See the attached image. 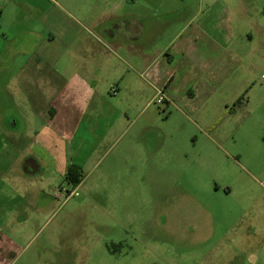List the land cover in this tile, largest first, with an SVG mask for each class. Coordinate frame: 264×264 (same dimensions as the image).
I'll use <instances>...</instances> for the list:
<instances>
[{"label":"crops","instance_id":"crops-1","mask_svg":"<svg viewBox=\"0 0 264 264\" xmlns=\"http://www.w3.org/2000/svg\"><path fill=\"white\" fill-rule=\"evenodd\" d=\"M3 2L14 7L6 10ZM63 3L71 10L57 0H0V43L13 35L9 47L18 61L19 96H14L30 101L29 118L21 125L16 122L11 135L0 129V178L6 179L10 169L21 163L24 173L38 176L45 190L53 188L55 179L67 180L74 165L88 176L110 152L115 153L111 165L118 176L141 169L152 170L155 176L165 174L166 141L154 135L152 150L147 122L137 129L141 141L124 138L150 109L157 90L164 91L166 106L182 114L180 106L199 114L197 100L214 95L209 86L221 81L225 55L233 52L238 57L234 52L240 46L232 43L235 30L224 19L247 15L246 0ZM4 19L13 20L15 28L4 27ZM256 30L264 37V25L256 24ZM245 37L253 39L248 32ZM259 187L236 193L228 184L216 188L213 193L225 201L234 195L239 198L238 208L225 214L224 221L217 219L214 209L203 205L202 210L210 223L223 228L224 236L254 240L264 233L258 223H246L239 234L236 230L240 220L258 211L262 214L257 206L264 202V187ZM15 195L21 196L17 191ZM46 216L45 209L33 211L14 202L2 222L24 225L25 230ZM258 264H264V258Z\"/></svg>","mask_w":264,"mask_h":264},{"label":"rangeland","instance_id":"rangeland-1","mask_svg":"<svg viewBox=\"0 0 264 264\" xmlns=\"http://www.w3.org/2000/svg\"><path fill=\"white\" fill-rule=\"evenodd\" d=\"M57 1L71 10L63 0ZM246 2L247 15L224 19L235 30L232 43L240 46L234 52L238 57L233 52L225 55L221 81L209 86L214 95L197 100L199 114L180 106L182 114L151 100L150 109L124 138L141 141L137 129L147 122L152 147L154 135L166 141L165 174L155 176L152 170L141 169L118 176L111 165L115 153L110 152L88 176L84 172L78 188L60 178L53 188L41 190V180L24 173L21 163L10 169L6 179L0 178V264H258L263 260L264 233L251 241L224 236L223 228L210 223L202 210L203 205L212 208L224 221L225 214L238 208L239 198L234 195L225 201L213 193L216 188L228 184L236 193L264 187V37L256 30V24L264 25V0ZM4 5L6 10L14 7ZM1 24L15 28L11 19ZM247 32L252 40L245 37ZM8 40L0 43V129L11 135L16 122L21 125L29 118L30 101L14 96H19L18 61L9 47L14 36ZM115 166L120 171L121 166ZM60 188L74 193L58 197ZM14 202L33 211L45 209L47 216L25 230L24 225L3 224V214ZM260 206L262 214L258 211L240 220L238 234L249 222L264 227V202Z\"/></svg>","mask_w":264,"mask_h":264},{"label":"trees","instance_id":"trees-1","mask_svg":"<svg viewBox=\"0 0 264 264\" xmlns=\"http://www.w3.org/2000/svg\"><path fill=\"white\" fill-rule=\"evenodd\" d=\"M244 97L245 95L238 100L237 104H240ZM83 178H84L83 174L79 171V168L76 165L70 168L66 176L67 181L72 185H74L75 187H78L82 183Z\"/></svg>","mask_w":264,"mask_h":264},{"label":"built area","instance_id":"built-area-1","mask_svg":"<svg viewBox=\"0 0 264 264\" xmlns=\"http://www.w3.org/2000/svg\"><path fill=\"white\" fill-rule=\"evenodd\" d=\"M112 93L113 94L117 93V89L115 87L112 89ZM152 101H153L154 104H156L158 106H162L164 104V102H165L164 91L163 90H157V94H156L155 98ZM75 188H78V187H75ZM73 193L74 192H70L69 190H65V188H60V189H58L57 196L58 197H62L65 194L66 195H72Z\"/></svg>","mask_w":264,"mask_h":264},{"label":"flooded vegetation","instance_id":"flooded-vegetation-1","mask_svg":"<svg viewBox=\"0 0 264 264\" xmlns=\"http://www.w3.org/2000/svg\"><path fill=\"white\" fill-rule=\"evenodd\" d=\"M7 121H8V120H7ZM12 121H13L12 123H15L13 119H12ZM3 122H6V119H5V120H3ZM3 124H5V123H3ZM10 125H11V124H10Z\"/></svg>","mask_w":264,"mask_h":264}]
</instances>
